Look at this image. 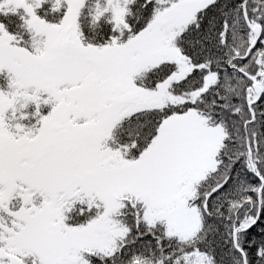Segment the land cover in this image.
Returning <instances> with one entry per match:
<instances>
[{
	"label": "snow or ice",
	"instance_id": "obj_1",
	"mask_svg": "<svg viewBox=\"0 0 264 264\" xmlns=\"http://www.w3.org/2000/svg\"><path fill=\"white\" fill-rule=\"evenodd\" d=\"M0 264H264V0H0Z\"/></svg>",
	"mask_w": 264,
	"mask_h": 264
}]
</instances>
